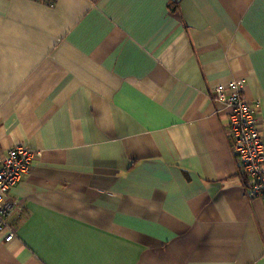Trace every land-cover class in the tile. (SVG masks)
I'll return each instance as SVG.
<instances>
[{"label":"crops","instance_id":"1","mask_svg":"<svg viewBox=\"0 0 264 264\" xmlns=\"http://www.w3.org/2000/svg\"><path fill=\"white\" fill-rule=\"evenodd\" d=\"M235 80L264 131V0H0V155L39 152L0 264H264Z\"/></svg>","mask_w":264,"mask_h":264},{"label":"built area","instance_id":"2","mask_svg":"<svg viewBox=\"0 0 264 264\" xmlns=\"http://www.w3.org/2000/svg\"><path fill=\"white\" fill-rule=\"evenodd\" d=\"M243 86L239 80L219 85L212 98L228 109V139L245 195L264 206V131L253 105L243 96ZM38 157L39 152L21 145L0 155V230L17 204L8 198L9 190L30 173ZM12 238L10 233L6 241Z\"/></svg>","mask_w":264,"mask_h":264}]
</instances>
